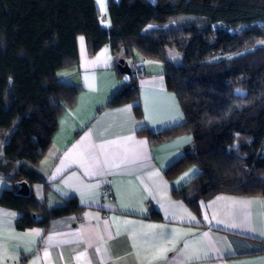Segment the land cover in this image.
Wrapping results in <instances>:
<instances>
[{"label":"trees","instance_id":"16d2710c","mask_svg":"<svg viewBox=\"0 0 264 264\" xmlns=\"http://www.w3.org/2000/svg\"><path fill=\"white\" fill-rule=\"evenodd\" d=\"M98 16L94 0H0V172L14 187L0 194V205L22 213L16 226L46 225L80 212L75 198L47 209L31 191L14 193L20 179L44 181L33 165L59 116L76 102L80 86L59 80L57 71L78 64V35L89 54L106 45L125 60L138 52L163 65L165 86L177 97L184 121L139 133L152 143L191 135L184 156L165 173L170 178L190 164L201 171L175 196L197 215L200 200L220 193L264 196V46H255L264 40V0H109L111 27L102 28ZM190 17L201 23H179ZM215 23L225 27L213 28ZM238 25H245L239 33L227 29ZM166 47L181 53L180 62L165 56ZM140 66L134 64L110 105L137 101L134 72ZM133 108L140 116L139 104Z\"/></svg>","mask_w":264,"mask_h":264},{"label":"crops","instance_id":"0c3cea01","mask_svg":"<svg viewBox=\"0 0 264 264\" xmlns=\"http://www.w3.org/2000/svg\"><path fill=\"white\" fill-rule=\"evenodd\" d=\"M94 3L99 25L109 29V0ZM77 49L78 64L59 69L57 77L81 89L33 165L44 181L32 182L30 190L47 209L75 198L80 212L19 229L22 213L0 205V264H264V196L220 193L200 200L197 215L173 191L200 168L190 164L170 178L165 173L184 156L191 135L152 143L139 133L184 121L163 65L135 52L126 61L141 65L134 72L137 101L110 105L129 80L114 67L121 57L106 45L89 54L82 35ZM4 190L14 187L0 172V194Z\"/></svg>","mask_w":264,"mask_h":264},{"label":"rangeland","instance_id":"374dc122","mask_svg":"<svg viewBox=\"0 0 264 264\" xmlns=\"http://www.w3.org/2000/svg\"><path fill=\"white\" fill-rule=\"evenodd\" d=\"M189 19V20H187ZM194 23V24H199L200 19H195V18H186V20H180L179 23ZM203 27V23L202 25H199ZM213 28L215 27H225V25L221 24V23H215L211 25ZM245 28V25H238L236 27H228L227 29L229 31H235V32H240ZM255 46H264V40H258L255 42ZM165 56L170 60V61H174L176 63L180 62L181 60V53L174 47H166L165 49ZM239 90V91H238ZM234 92L237 94H244V92L240 89V88H235Z\"/></svg>","mask_w":264,"mask_h":264},{"label":"water","instance_id":"95a60500","mask_svg":"<svg viewBox=\"0 0 264 264\" xmlns=\"http://www.w3.org/2000/svg\"><path fill=\"white\" fill-rule=\"evenodd\" d=\"M116 67L120 71L121 74H131V67L128 64V62L124 58H120L116 64ZM15 186L17 188L15 189L14 193L18 194L20 196H27L30 194V185L29 182L26 179H20L15 182ZM33 218H38L36 213H32Z\"/></svg>","mask_w":264,"mask_h":264},{"label":"snow or ice","instance_id":"6c2138e0","mask_svg":"<svg viewBox=\"0 0 264 264\" xmlns=\"http://www.w3.org/2000/svg\"><path fill=\"white\" fill-rule=\"evenodd\" d=\"M239 91V90H238Z\"/></svg>","mask_w":264,"mask_h":264}]
</instances>
